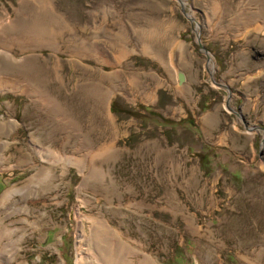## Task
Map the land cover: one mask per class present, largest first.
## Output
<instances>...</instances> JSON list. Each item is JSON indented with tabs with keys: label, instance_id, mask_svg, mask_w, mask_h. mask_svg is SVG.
<instances>
[{
	"label": "rangeland",
	"instance_id": "obj_1",
	"mask_svg": "<svg viewBox=\"0 0 264 264\" xmlns=\"http://www.w3.org/2000/svg\"><path fill=\"white\" fill-rule=\"evenodd\" d=\"M260 64L264 0H0V264H264V124L224 78Z\"/></svg>",
	"mask_w": 264,
	"mask_h": 264
},
{
	"label": "crops",
	"instance_id": "obj_2",
	"mask_svg": "<svg viewBox=\"0 0 264 264\" xmlns=\"http://www.w3.org/2000/svg\"><path fill=\"white\" fill-rule=\"evenodd\" d=\"M231 68V66H230ZM243 69V68H241ZM240 69V73H242L241 75L236 74L235 76L228 78V77H224L226 79L225 82L229 83L230 86L233 87V91H234V95H236L237 97H241L242 100L246 98V101L248 103V107L247 109L244 108L243 111H245V114L250 118V121L252 122H258L259 124H264V101H261V97H264V88L261 86H256L254 88V91L252 92V90H250L249 87H247V85L252 81V80H257L262 74H264V64H260V66L255 69L257 72V74H253V75H244L242 70ZM233 80V81H232ZM234 82V83H233ZM209 115V113L206 115L205 117H207ZM220 123V121H219ZM217 126V130L215 131V133H218L217 131L220 130V127L222 126L221 123ZM237 130V129H236ZM214 133V134H215ZM216 136H218V134H216ZM212 137H214V135L212 134ZM220 137V136H218ZM253 138H250L249 141H252ZM229 136L228 133L225 132L224 130L221 131V139L220 140H216L214 143H216V145H223L224 147H226L227 149H229V151H232L233 153L237 154V153H243L244 151H237L235 149H233L230 144H229ZM56 247V246H55ZM46 252V251H45ZM51 251L46 252L48 256H51ZM45 253V254H46ZM65 261V260H64Z\"/></svg>",
	"mask_w": 264,
	"mask_h": 264
},
{
	"label": "bare ground",
	"instance_id": "obj_3",
	"mask_svg": "<svg viewBox=\"0 0 264 264\" xmlns=\"http://www.w3.org/2000/svg\"><path fill=\"white\" fill-rule=\"evenodd\" d=\"M93 222L97 223V222H99V221L94 220ZM101 222H102V221H101ZM97 224H98V223H97ZM105 224H106V223H105ZM106 226H107V224H106ZM95 229H96V232H99V231L101 232V231H102V230H99L100 228H97V227H95L94 230H95ZM105 229H106V228H105ZM103 230H104V229H103ZM105 231H106V230H105ZM101 233H103V232H101ZM100 236L102 237L103 235H100ZM105 236H106V235H105ZM103 237H104V236H103ZM83 238H85V234H84V232L80 234V236H79V240H78V242H79L78 245H79V247H80V252H83V248H82L83 246H82V241H81V240H83ZM106 238H109V237L106 236ZM111 238H112V237H111ZM103 239H104V238H103ZM81 249H82V250H81ZM80 252L78 253V254H79V260H82V259H83V255H81ZM92 254H93L94 257H96L97 259H99V260L101 259V255H99L100 253H98V252H96V253L93 252ZM79 262H80V261H79ZM103 262L106 263V261H103ZM108 262H109L110 264H116V263H117V264H122V263L117 262V261H107V263H108Z\"/></svg>",
	"mask_w": 264,
	"mask_h": 264
},
{
	"label": "water",
	"instance_id": "obj_4",
	"mask_svg": "<svg viewBox=\"0 0 264 264\" xmlns=\"http://www.w3.org/2000/svg\"><path fill=\"white\" fill-rule=\"evenodd\" d=\"M199 36V40H200V35H198ZM200 44V47H201V49H203L204 51H205V53H206V56L207 57H209V59H210V56H209V51H208V49L202 44V43H199ZM180 79L179 80H183V79H185V74L183 73V71L182 72H180ZM224 85V84H223ZM224 86H226V85H224ZM230 91V90H229ZM228 91V93L230 94V92ZM228 94V95H229ZM235 113L236 114H238V115H240V116H242V114H241V112L240 111H235ZM263 129H264V127H262Z\"/></svg>",
	"mask_w": 264,
	"mask_h": 264
},
{
	"label": "trees",
	"instance_id": "obj_5",
	"mask_svg": "<svg viewBox=\"0 0 264 264\" xmlns=\"http://www.w3.org/2000/svg\"><path fill=\"white\" fill-rule=\"evenodd\" d=\"M1 191V190H0Z\"/></svg>",
	"mask_w": 264,
	"mask_h": 264
}]
</instances>
